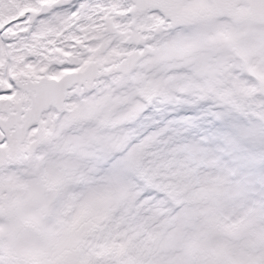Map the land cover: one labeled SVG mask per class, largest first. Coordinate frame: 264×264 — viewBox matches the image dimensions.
Instances as JSON below:
<instances>
[{"label":"snow or ice","instance_id":"1","mask_svg":"<svg viewBox=\"0 0 264 264\" xmlns=\"http://www.w3.org/2000/svg\"><path fill=\"white\" fill-rule=\"evenodd\" d=\"M0 264H264V0H0Z\"/></svg>","mask_w":264,"mask_h":264}]
</instances>
